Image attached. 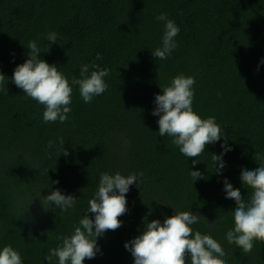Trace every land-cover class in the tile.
Listing matches in <instances>:
<instances>
[{
	"label": "trees",
	"instance_id": "obj_1",
	"mask_svg": "<svg viewBox=\"0 0 264 264\" xmlns=\"http://www.w3.org/2000/svg\"><path fill=\"white\" fill-rule=\"evenodd\" d=\"M160 12L180 28L178 46L165 60L151 52L161 42L163 24L154 19ZM50 30L61 33L62 43L40 56L69 78L79 77L83 63L110 69L109 88L91 103L73 90L70 118L63 124L44 123L43 106L10 79L27 58V42L47 47L43 35ZM262 61L264 0H0V72L9 78L7 94L0 93V244L18 248L24 264H47L44 253L84 213L101 172H142L144 184L130 186L126 194L128 211L118 217L122 226L107 230L98 239L102 254L84 264H132L123 245L139 234L149 208V221L174 214L160 203L198 212L193 228L221 246L227 264H264V242L249 253L225 243L235 207L225 202L207 155L219 156L221 143L231 148L222 179L247 200L251 189L239 177L259 166L257 155L264 156ZM180 73L196 80L194 110L214 116L225 132L215 147L206 145L195 168L196 158L186 160L170 137L158 135V117L151 115L159 86ZM57 136L64 139L67 157L46 148ZM188 167L204 178L192 182ZM54 180L59 184L52 189L71 193L77 206L68 213L44 211L34 198L23 215L18 202L27 203Z\"/></svg>",
	"mask_w": 264,
	"mask_h": 264
},
{
	"label": "clouds",
	"instance_id": "obj_2",
	"mask_svg": "<svg viewBox=\"0 0 264 264\" xmlns=\"http://www.w3.org/2000/svg\"><path fill=\"white\" fill-rule=\"evenodd\" d=\"M154 19L163 24V33L160 45L151 50L152 56L156 60H165L178 46L176 37L180 28L165 12L158 13ZM43 40L48 42L45 48L37 40L27 42V58L15 66L10 79L17 88L23 90L25 96L43 106L44 123L63 124L70 118L73 90H78L84 103H91L109 88L105 78L110 75V69L101 68L95 63H83L79 69V77L69 78L56 64H49L40 56L52 44L62 43L61 33L47 31ZM101 59V54L97 53L96 60ZM259 67H264V61L260 62ZM8 80L0 72V93L7 94ZM195 84V78L184 73L172 77L168 85L159 86L161 92L154 95V108L151 112V115L158 117V135L170 137L171 143L186 160L196 158L191 160L192 168L203 161L200 157L206 154V145L215 147L225 136L214 116L204 118L194 110ZM46 148L57 150L58 156L69 155L64 147V139L60 136L55 140L50 139ZM46 154L51 157L52 151H47ZM231 154V148L221 143L219 156L207 155L213 165V174L222 181L225 202L235 207L234 211H230L233 226L224 241L228 245L234 244L244 253H249L256 242H264V156L257 155L259 166L243 170L239 177V183L251 189L250 197L245 200L240 192L233 190L227 180L222 179L225 172L223 160ZM188 175L192 182L204 178L201 171L191 170L189 167ZM55 184H59V180L48 182L45 188L50 191L46 195L41 194L45 189L43 188L28 198L27 203L18 202V206L23 209V215L30 211L29 206L34 198L39 200L44 211L58 210L60 213H68L73 210L77 206L78 198L71 193L65 194L59 188L53 190L52 185ZM143 184L142 172H101L84 213L72 225L70 232L56 237V245L47 249L43 261L47 264H84L85 259L92 260L97 254H102L98 239L103 238L107 230H116L122 226L123 221L118 217L128 211L126 194L130 186L139 188ZM160 204L171 207L174 214L165 216L162 221H149L147 217L152 211L149 208V212L141 218L142 229L139 234L125 241L123 245L133 258L132 264H227L221 246L193 228V225L200 222L201 216L198 212L194 213L190 209L181 211L170 204ZM89 213L92 214L91 217ZM0 264H24V257L12 244H0Z\"/></svg>",
	"mask_w": 264,
	"mask_h": 264
}]
</instances>
